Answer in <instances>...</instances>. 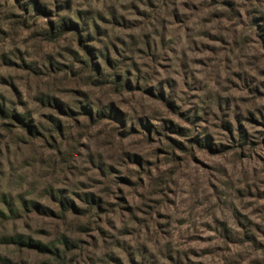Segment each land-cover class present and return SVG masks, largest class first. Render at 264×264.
<instances>
[{
	"label": "rangeland",
	"instance_id": "obj_1",
	"mask_svg": "<svg viewBox=\"0 0 264 264\" xmlns=\"http://www.w3.org/2000/svg\"><path fill=\"white\" fill-rule=\"evenodd\" d=\"M0 104L47 137L0 120V264H59L14 232L79 238L66 264H264V0H0Z\"/></svg>",
	"mask_w": 264,
	"mask_h": 264
},
{
	"label": "trees",
	"instance_id": "obj_2",
	"mask_svg": "<svg viewBox=\"0 0 264 264\" xmlns=\"http://www.w3.org/2000/svg\"><path fill=\"white\" fill-rule=\"evenodd\" d=\"M77 20H70L69 24H63V28H65L64 31H73L77 35V40L79 45H81L84 48V53L86 55V66L89 68L90 72H97L93 69V66L95 65L90 59H93V53L91 51V48L87 43H89L91 36L87 34L88 32H84V26H82V21L80 20V17L77 16ZM50 28L48 31L49 38L52 40L55 36V25L53 23L50 24ZM58 35L59 32H58ZM161 95V94H160ZM161 97L163 100L164 96H158ZM164 101V100H163ZM166 105L168 107H171V105L165 100ZM59 102L55 100L54 106L56 109H58L60 112L64 111V108L62 105H58ZM64 114H67L66 112H62ZM73 113V112H71ZM85 114L89 117V119H93V113L92 112H86ZM0 120L4 122L5 128L8 132H12L14 129H19L24 132L26 136H28L31 139H44L47 140V137L43 134L42 131L44 127H42L41 124H38L37 126L35 123L31 122L30 119H27L25 114H19L15 110H8L4 104H0ZM53 129H46V131L49 132V138L53 142V148L57 152L60 151V146L57 145L58 139L62 137L63 129L62 125L59 122V120H53ZM55 133V134H54ZM84 205L83 208H81L80 204L78 202H75L73 200H68L64 196L58 200L59 204V217L61 219L66 220L67 218H70L71 216L76 217L78 220L85 219V218H96L99 219L98 215L102 208H103V200L101 198H98L94 195L86 196V199L82 200ZM27 201L24 200L22 207L27 209L26 206ZM13 208V207H12ZM33 210L39 212L41 209H44L39 204L32 206ZM12 211V210H11ZM31 211V212H32ZM4 215L0 216V223L3 222ZM1 226V224H0ZM98 231V229L96 230ZM79 239V238H77ZM77 239H74L72 236L68 234H62L58 239H56L53 243H44L40 240H35L32 237L19 232L12 233L7 239V244L11 245L15 248H17L20 251H35L39 254L46 255L50 257L52 260L59 264H66L70 257H75L74 251H75V244L78 242Z\"/></svg>",
	"mask_w": 264,
	"mask_h": 264
}]
</instances>
